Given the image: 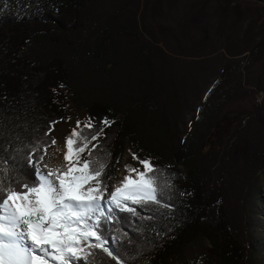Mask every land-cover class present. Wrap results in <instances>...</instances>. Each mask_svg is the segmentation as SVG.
Masks as SVG:
<instances>
[{
	"label": "trees",
	"instance_id": "trees-1",
	"mask_svg": "<svg viewBox=\"0 0 264 264\" xmlns=\"http://www.w3.org/2000/svg\"><path fill=\"white\" fill-rule=\"evenodd\" d=\"M231 1L212 6L208 0H190L189 11L179 19L165 12L164 5L171 7L174 0H154L153 5L148 0H0V169H7L6 184L35 181L39 157L52 143V125L68 118L67 93L75 72L61 47H75L73 38L83 34L77 57L83 66L94 64L105 79L97 87L100 96L83 102L94 127L77 131L88 139L101 127L103 132L81 160H93L90 167L105 164L102 179L109 184L125 142L142 157L147 146L142 125L155 121L178 142L170 150L171 164L152 147L159 156L151 162L161 204L132 205L137 215L117 211L111 223L102 224L106 246L117 258L97 249L95 264H262L264 229L262 236L248 238L244 229H256L254 220H244L237 230L229 205L233 177L240 195L257 193L256 184L249 187L264 169L256 116L226 146L222 159L228 174L217 168V151L213 161L203 155L205 136L252 86L249 69L264 62V27ZM149 11L151 25L144 20ZM260 71L263 90L264 63ZM190 113L186 130H180L181 119ZM244 115L237 114L236 126ZM104 118L114 121L111 127L102 125ZM245 142L241 154L238 147ZM204 240L210 248L193 258L192 247Z\"/></svg>",
	"mask_w": 264,
	"mask_h": 264
},
{
	"label": "snow or ice",
	"instance_id": "snow-or-ice-1",
	"mask_svg": "<svg viewBox=\"0 0 264 264\" xmlns=\"http://www.w3.org/2000/svg\"><path fill=\"white\" fill-rule=\"evenodd\" d=\"M112 123L108 118L102 121L107 127ZM85 127L94 125L89 120ZM101 132L103 127L88 139L73 129L66 138L65 165L48 169L45 164L44 171L36 167L32 184H6L7 169H0V264H95L97 249L116 259L106 246L101 225L111 223L117 211L137 215L134 206L161 204L162 192L150 159L133 154L144 170L126 165L128 175L110 192L102 179L106 165L90 167L93 160H81Z\"/></svg>",
	"mask_w": 264,
	"mask_h": 264
},
{
	"label": "rangeland",
	"instance_id": "rangeland-1",
	"mask_svg": "<svg viewBox=\"0 0 264 264\" xmlns=\"http://www.w3.org/2000/svg\"><path fill=\"white\" fill-rule=\"evenodd\" d=\"M188 1L190 0H174V3H171V7L164 5V7L166 6L165 12L176 15L179 19H181V17L184 18V11H189ZM150 2L153 5L154 0H148V4H150ZM208 2L210 5L215 6L219 0H208ZM156 3L157 2H155V4ZM162 4H164V2ZM233 5L237 7V10L245 11L247 14H249L252 20H257V27H264V0H234ZM148 13L150 15H147L146 13V16L144 17L146 24H154L153 14L150 11ZM142 20L143 19L141 17L140 21L143 24ZM186 21L188 23V18ZM248 23L249 21H246L245 24L247 25ZM84 35L85 34L78 36L77 39L73 38V43L78 41L75 47L70 45L61 47L63 53H65L69 59L70 66L75 72V79L72 84V90L67 93L66 109L68 112V118L52 125L50 135L52 137V141L55 140L56 143H51V145L46 149L44 160L40 162L41 171L45 170L43 167L45 164L51 165V169H53L55 168V165L65 163L64 154L67 151V136L72 132L73 129L84 127L89 122L83 102L89 99L98 98V96H100V89L97 87L100 85L102 80L104 81L105 75L97 71L95 67H93L94 64H91V66L81 65L77 57V54L82 52V46L85 43V38L83 37ZM46 50L49 53L54 52V49L48 45L46 46ZM221 52L223 51L221 50ZM243 55L239 56L238 58L242 57ZM232 60H235V58H232ZM263 63L264 62H260L254 69H249V73L247 74L248 78L252 82V86H249L246 91L241 92L240 96L235 100V102H232V104H230L227 108V117L221 118L217 124L212 126L209 137L206 135L204 138L206 143L204 144L203 155L205 158L213 161V153L214 151H217L216 163L217 166L219 165L217 168L223 169V174L227 173L224 167V164L227 162L223 161L222 159V157L225 156L224 151L226 146H229L237 138V136H235L237 131L242 130V128L244 129L247 125V122L252 120L255 116L257 121L255 120L254 125L261 128L263 134L262 141L264 144V89L260 90L258 87L259 75L261 73L260 66ZM257 112H260L259 115H257ZM191 114L192 113L181 119V123L179 124L180 130H186V124L190 120V117L192 116ZM237 114L239 116L245 114L242 117L240 126H236ZM77 121H80L79 128H77ZM141 129L143 132L142 137L147 146L142 149V157L139 158H147L151 161L155 160L157 157H159L154 152V150H157L161 152L160 155L164 157V162L166 164H171L170 150L172 147L177 146L178 142L172 139L171 135L165 133L166 128H163V133V129H161V127H159L155 121H149L146 125H142ZM222 139L225 140V144H223V146L221 143ZM152 147L155 149L153 150ZM247 147V142L240 144L238 147V152L244 154L247 150ZM133 154L134 153H132L131 145L128 142H125L122 161L116 170V176L111 179L108 184L109 192L112 191L114 187L119 186L125 176L128 175L127 169L125 167L126 165H131L132 167L141 171L144 170V166L139 163V160L133 158ZM226 160H228L227 157ZM180 168L183 171L185 170L182 166H180ZM230 168L231 167H229L228 172L230 171ZM136 175V173H132L133 178H136ZM224 176L226 177V175H223V177ZM258 177L259 179L256 180ZM232 179L233 185H231L232 188L230 189L229 205L233 208L231 215L233 218L234 227L241 231L244 226L243 221L253 219L256 229L248 228V226H246L247 230L244 229V233L245 235H248V238L256 239V237H259L260 235L262 236V229H264V169H261L256 177L250 180L251 183L249 184V187L252 186L254 188V184L257 185V193H253L255 196L252 198H247L246 193L244 195H240V187L238 186L239 181L237 176L233 177ZM105 195L107 196V193ZM256 202H258V204L261 206L256 207ZM253 207L257 209V214H255L256 211L250 213V210ZM206 248H210V244L207 240L197 242L192 247L194 252L193 258H198L200 252ZM261 262L264 264V258Z\"/></svg>",
	"mask_w": 264,
	"mask_h": 264
},
{
	"label": "bare ground",
	"instance_id": "bare-ground-1",
	"mask_svg": "<svg viewBox=\"0 0 264 264\" xmlns=\"http://www.w3.org/2000/svg\"><path fill=\"white\" fill-rule=\"evenodd\" d=\"M65 163L59 164V165L57 164V165H55V168L63 167L65 165ZM48 169H51V165H48Z\"/></svg>",
	"mask_w": 264,
	"mask_h": 264
}]
</instances>
